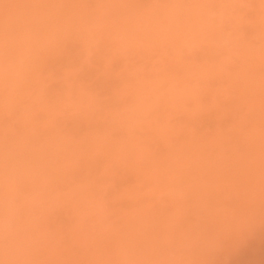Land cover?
<instances>
[{
    "label": "clouds",
    "instance_id": "1",
    "mask_svg": "<svg viewBox=\"0 0 264 264\" xmlns=\"http://www.w3.org/2000/svg\"><path fill=\"white\" fill-rule=\"evenodd\" d=\"M264 237V0H0V264H232Z\"/></svg>",
    "mask_w": 264,
    "mask_h": 264
},
{
    "label": "rangeland",
    "instance_id": "2",
    "mask_svg": "<svg viewBox=\"0 0 264 264\" xmlns=\"http://www.w3.org/2000/svg\"><path fill=\"white\" fill-rule=\"evenodd\" d=\"M232 264H264V237L241 247L234 255Z\"/></svg>",
    "mask_w": 264,
    "mask_h": 264
}]
</instances>
